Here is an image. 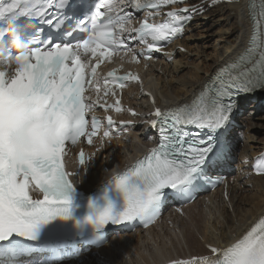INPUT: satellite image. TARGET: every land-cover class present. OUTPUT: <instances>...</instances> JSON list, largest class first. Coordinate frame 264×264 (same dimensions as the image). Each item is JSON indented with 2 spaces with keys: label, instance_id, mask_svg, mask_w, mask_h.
<instances>
[{
  "label": "snow or ice",
  "instance_id": "snow-or-ice-1",
  "mask_svg": "<svg viewBox=\"0 0 264 264\" xmlns=\"http://www.w3.org/2000/svg\"><path fill=\"white\" fill-rule=\"evenodd\" d=\"M133 6L147 11L140 27L132 30L144 45L139 53L130 46L137 37L123 35L133 18L127 8ZM215 6L216 0H97L90 16L66 29L78 30L87 38L54 43L43 39L39 30L25 41L16 21L27 18L57 28L65 21L63 16L56 17L58 10L84 13L88 0H10L7 5L0 4V244L19 237L43 248L40 254L48 253L36 264H63L78 247L57 241L102 244L109 225L139 220L147 227L159 214L162 198L169 194L190 196L206 177L215 175L230 155L229 144L222 137L235 97L264 90V4L251 17L247 44L218 67L190 102L165 110L156 107L150 113L151 127L158 136L156 146L114 175L99 195L78 190L70 177L79 173L67 172L64 164L70 146L81 138L91 145L100 133L102 121L95 115L89 118V113L97 108L121 111L119 98L114 105L106 99L101 102L96 72L105 55L123 51L125 55L132 52L137 63L140 58L151 60L154 52L182 36L195 16ZM165 7L174 8L166 12L167 21L150 23ZM12 46L18 51H12ZM13 62L14 71L9 67ZM129 80L138 82L139 76L117 77L114 71L108 72L103 97H116V90ZM90 88L97 93L96 99L85 95ZM152 103L156 104L155 99ZM106 123L104 138L116 128L111 115ZM79 162L85 164L83 152ZM256 172L264 176V167H257ZM37 190L42 198H33ZM112 193L118 194L119 205L110 199ZM210 251L215 254L211 264H264V219L230 246Z\"/></svg>",
  "mask_w": 264,
  "mask_h": 264
},
{
  "label": "bare ground",
  "instance_id": "bare-ground-1",
  "mask_svg": "<svg viewBox=\"0 0 264 264\" xmlns=\"http://www.w3.org/2000/svg\"><path fill=\"white\" fill-rule=\"evenodd\" d=\"M246 12V1L235 0V3H221L208 9L201 17H197L194 22L190 23L188 33L179 41L181 46L189 51L192 48L191 41L195 38L192 33L195 28L193 24L195 26L200 24L199 26L202 27L206 21H209L220 27L212 32L215 26H212V24L207 26L204 29L207 38H211L219 32L223 35L229 30V33L234 38L231 42H226L220 53L214 54L215 60L211 64L206 65L203 61L191 63V66L188 65L190 67L189 71L181 75V77L180 75L177 77L176 73H178L181 66H187L184 63L187 60V56L174 50L172 55L173 62L170 65L169 63L165 64L164 68H160L165 78L161 76L158 69L154 72L156 76L155 86L160 89L159 95L161 97L156 98L159 104L164 101L177 103L189 98L205 82L211 71L241 45L249 27L246 20ZM227 24H229V27H227ZM193 49H195L196 53L202 50L204 54L206 47L195 43ZM263 98L264 94L260 100ZM142 104H145V100H140L137 105L142 107ZM250 104L248 100L238 101L239 109L243 110V112L248 107H251L250 110L255 108L254 103L251 104L252 106H249ZM262 109L259 106L254 111L249 110L246 112V114L253 112V117H251L249 131L248 129L244 131L245 141L243 146L240 147V141H234V145L241 150V153L238 161L239 170L232 174L235 183L228 188V200L226 201L221 195L213 194L209 198V202L216 198L218 204L213 203L212 206H206L205 212H201L200 204L196 203V201L185 209V217L176 215L165 217L163 221H172L171 228L167 225L159 227L160 224H164L161 221L155 228L144 234L124 236L120 240L111 242L109 248H106L104 252L111 264H160L176 258L208 254L204 248L205 244L218 246L220 243H228L237 238L243 229H246L248 225L262 214L264 211V177H249L248 167L241 162V160L255 156L264 145V124L261 123L264 117H260ZM143 129L145 131V128ZM144 131L140 132V135L145 140L147 137L143 134ZM129 148L133 154L136 153L137 147L130 145ZM229 168L230 165L228 163L218 168L216 170L217 177L226 175V170ZM211 220L212 222H210ZM191 229L192 232L196 229L201 235V242L192 234ZM197 232L196 234H198ZM94 264L100 263L94 262Z\"/></svg>",
  "mask_w": 264,
  "mask_h": 264
},
{
  "label": "rangeland",
  "instance_id": "rangeland-1",
  "mask_svg": "<svg viewBox=\"0 0 264 264\" xmlns=\"http://www.w3.org/2000/svg\"><path fill=\"white\" fill-rule=\"evenodd\" d=\"M210 24H212V23H210L209 21H206L205 24L202 25V27L199 26L200 24L198 26H195L193 24V27H195V28L193 29V32L192 33H193V35H195V38H193V40L191 41L192 42L191 43L192 48H190V51L188 50L189 52L186 53L187 60H185L184 63H186L187 66H181V68L178 71V73H176L177 75L174 74L177 77H179V75L181 77V75H183L184 73H187L189 71V68H190V67H188V65L191 66L193 63L203 61L204 63H206V65L211 64L215 60L214 54L220 53L222 51V49H223V46L226 44V42H231L233 40L234 37L232 36L231 33H229L230 30H229V32H225L226 35L224 33L222 35L219 32V33L213 35L211 38H207V35H206L204 29H206L207 26H210ZM212 26H215L214 29L212 30V32H214L218 28H220L216 24L215 25L212 24ZM227 27H229V24H227ZM221 35H222V37H220ZM226 39H227V41H226ZM193 43L194 44L195 43H198L199 46L206 47V49L204 50L205 51L204 54L202 53V50H199L198 51L199 53L198 52L196 53L195 52V49H193V45H194ZM214 50H215V53H214ZM160 74L162 76H164L163 73H160ZM164 78H165V76H164ZM249 106H252V105L250 104ZM261 107L263 109H262V111L260 113V117H264V103L261 105ZM250 109H251V107L246 108V111L241 114V117L238 116V118H237V122H239L242 126H244L243 123H242V121L245 119L244 118V115L246 117H249V120H248L249 123L247 122L248 123L247 127L245 126L243 128V129H247L248 128V131H249V124H250V122L252 120L251 117H253L252 116L253 112L246 114V112L249 111ZM254 110H256V107L253 108L250 111H254ZM261 123L264 124V120ZM200 210H201V212H205V207L203 205H201L200 206ZM210 222H212V220ZM191 232H192V229H191ZM196 232L197 231L195 229L194 232H192V234L195 235L196 238L201 242L202 241V237H201V235H199L198 232H197L198 234H196ZM179 248H180V246H179Z\"/></svg>",
  "mask_w": 264,
  "mask_h": 264
},
{
  "label": "water",
  "instance_id": "water-1",
  "mask_svg": "<svg viewBox=\"0 0 264 264\" xmlns=\"http://www.w3.org/2000/svg\"><path fill=\"white\" fill-rule=\"evenodd\" d=\"M256 92H259V91H256Z\"/></svg>",
  "mask_w": 264,
  "mask_h": 264
}]
</instances>
